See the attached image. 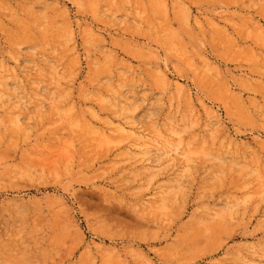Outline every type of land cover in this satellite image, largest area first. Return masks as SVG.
<instances>
[{"label": "rangeland", "instance_id": "rangeland-1", "mask_svg": "<svg viewBox=\"0 0 264 264\" xmlns=\"http://www.w3.org/2000/svg\"><path fill=\"white\" fill-rule=\"evenodd\" d=\"M0 264H264V0H0Z\"/></svg>", "mask_w": 264, "mask_h": 264}]
</instances>
